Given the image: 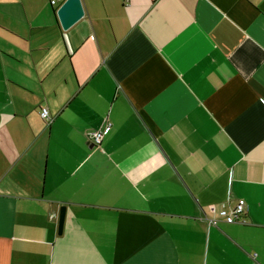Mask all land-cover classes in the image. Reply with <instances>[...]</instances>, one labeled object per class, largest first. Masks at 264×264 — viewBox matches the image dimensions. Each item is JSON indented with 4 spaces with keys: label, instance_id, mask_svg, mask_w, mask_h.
<instances>
[{
    "label": "crops",
    "instance_id": "1",
    "mask_svg": "<svg viewBox=\"0 0 264 264\" xmlns=\"http://www.w3.org/2000/svg\"><path fill=\"white\" fill-rule=\"evenodd\" d=\"M53 1L0 0V264H264V0Z\"/></svg>",
    "mask_w": 264,
    "mask_h": 264
},
{
    "label": "built area",
    "instance_id": "2",
    "mask_svg": "<svg viewBox=\"0 0 264 264\" xmlns=\"http://www.w3.org/2000/svg\"><path fill=\"white\" fill-rule=\"evenodd\" d=\"M52 2L54 1L52 0ZM40 116L46 122H51V116L46 107L40 108ZM101 138L102 130L100 128L89 133V140L93 145L99 146ZM246 210L247 205L243 198L227 200L220 204H210L203 211L202 220L206 221L208 225H217L221 221L225 223L246 222L243 218Z\"/></svg>",
    "mask_w": 264,
    "mask_h": 264
},
{
    "label": "water",
    "instance_id": "3",
    "mask_svg": "<svg viewBox=\"0 0 264 264\" xmlns=\"http://www.w3.org/2000/svg\"><path fill=\"white\" fill-rule=\"evenodd\" d=\"M84 14L82 0H64L56 9V16L60 27L67 30L77 22ZM65 205H61L58 213L57 229L58 233L62 230Z\"/></svg>",
    "mask_w": 264,
    "mask_h": 264
}]
</instances>
